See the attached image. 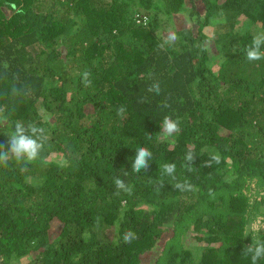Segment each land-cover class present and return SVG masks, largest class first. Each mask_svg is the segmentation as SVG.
<instances>
[{
    "label": "trees",
    "instance_id": "1",
    "mask_svg": "<svg viewBox=\"0 0 264 264\" xmlns=\"http://www.w3.org/2000/svg\"><path fill=\"white\" fill-rule=\"evenodd\" d=\"M261 32L264 0H0V144L17 122L47 134L37 160L0 166V264H252L264 59L245 49Z\"/></svg>",
    "mask_w": 264,
    "mask_h": 264
},
{
    "label": "clouds",
    "instance_id": "2",
    "mask_svg": "<svg viewBox=\"0 0 264 264\" xmlns=\"http://www.w3.org/2000/svg\"><path fill=\"white\" fill-rule=\"evenodd\" d=\"M219 21H214L218 23ZM177 36L175 32L169 33L168 39L170 41H176ZM207 44V42H205ZM264 32L258 33L253 37L252 44L250 47L245 49L246 57L249 61H258L264 59ZM90 73L85 71L82 77L88 84L91 81L88 79ZM148 92H155L157 95L160 94L161 88L160 83L154 82L147 89ZM163 107L167 108L169 105L165 103ZM125 111V108L121 106L117 110V114L121 115ZM180 121L179 119H173L171 116L166 115L163 118L161 124V139H168L173 134L180 132ZM151 138V135H149ZM47 139L46 129L44 127L38 126L34 122H30L25 126L22 122H17L14 126V131L9 136L7 144H0V166H7L9 160H15L17 163H30L37 160L41 152L44 149V145ZM6 149V150H5ZM152 159V152L146 147H139L135 153L134 160L132 162L131 168L135 172H140L142 169L147 170L149 167V160ZM185 160L192 164L194 161V155L192 152H188L185 156ZM212 160L216 163L220 162L218 155L212 156ZM210 163V162H209ZM163 172L172 175L175 172V163H165L163 166ZM126 174V173H125ZM174 178V177H173ZM115 186L118 190H122L126 193H131V187L126 185L124 180L119 176L114 179ZM161 186H163L161 184ZM177 189L180 190H190L191 185L177 183L175 185ZM137 239V234L131 229L127 230L123 235V241L125 243H131L133 240ZM244 254L251 256L252 264H257V261L264 258V242H257L255 246L251 245L245 248Z\"/></svg>",
    "mask_w": 264,
    "mask_h": 264
},
{
    "label": "rangeland",
    "instance_id": "3",
    "mask_svg": "<svg viewBox=\"0 0 264 264\" xmlns=\"http://www.w3.org/2000/svg\"><path fill=\"white\" fill-rule=\"evenodd\" d=\"M188 21H189L188 18H187V19L185 18V20H184L185 23H183V22H181V21H180V23H181V25H182V24H189ZM12 264H18V263H15V262H14V263H12Z\"/></svg>",
    "mask_w": 264,
    "mask_h": 264
}]
</instances>
